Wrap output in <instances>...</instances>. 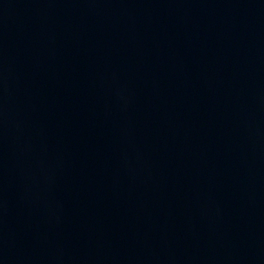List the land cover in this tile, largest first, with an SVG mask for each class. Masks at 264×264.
Masks as SVG:
<instances>
[{"label":"water","instance_id":"water-1","mask_svg":"<svg viewBox=\"0 0 264 264\" xmlns=\"http://www.w3.org/2000/svg\"><path fill=\"white\" fill-rule=\"evenodd\" d=\"M0 264H264V0H0Z\"/></svg>","mask_w":264,"mask_h":264}]
</instances>
